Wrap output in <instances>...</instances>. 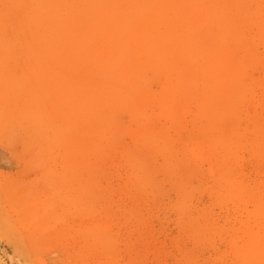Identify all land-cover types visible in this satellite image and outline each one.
<instances>
[{"label": "rangeland", "instance_id": "rangeland-1", "mask_svg": "<svg viewBox=\"0 0 264 264\" xmlns=\"http://www.w3.org/2000/svg\"><path fill=\"white\" fill-rule=\"evenodd\" d=\"M111 1L0 0V264H264V0H166L167 4L164 0ZM208 9L213 13L216 10V15ZM143 11H147L144 16ZM182 16L190 19L184 22ZM183 23L195 26L194 30ZM201 27L207 31L200 33ZM189 34L192 37L187 38ZM147 39L152 46L141 47ZM191 45L197 48L186 57L184 51ZM221 60L226 63L220 64ZM218 66L221 69L217 70ZM193 75L194 82L190 80ZM151 93L155 97H150ZM118 99L123 101L120 105ZM84 151L87 153L82 154Z\"/></svg>", "mask_w": 264, "mask_h": 264}, {"label": "bare ground", "instance_id": "bare-ground-1", "mask_svg": "<svg viewBox=\"0 0 264 264\" xmlns=\"http://www.w3.org/2000/svg\"><path fill=\"white\" fill-rule=\"evenodd\" d=\"M43 1H44V0H43ZM60 1H62V0H60ZM63 1H64V0H63ZM80 1H81V0H80ZM86 1H87V0H86ZM102 1H103V0H102ZM117 1H118V0H117ZM117 1H116V3H117ZM123 1H124V0H123ZM126 1H127V0H126ZM130 1H131V0H130ZM152 1H153V0H152ZM155 1H157V0H155ZM161 1H162V0H161ZM164 1H165V3L167 2L166 0H164ZM168 1H169V3H171L170 0H168ZM171 1L173 2V0H171ZM200 1H201V0H200ZM203 1H205V0H203ZM208 1L210 2V0H208ZM217 1H218V0H217ZM223 1H224V0H223ZM223 1H220V2H223ZM229 1H230V0H229ZM236 1H237V0H236ZM241 1H242V0H241ZM241 1H240V2H241ZM17 2H18V1H17ZM55 2H56V1H55ZM74 2H75V1H74ZM88 2H89V0H88ZM98 2H99V1H98ZM111 2H113V0H112ZM134 2H135V1H134ZM143 2H144V1H143ZM143 2H142V4H143ZM176 2H177V1H176ZM178 2H179V1H178ZM182 2H183V0H182ZM192 2H193V1H192ZM195 2H196V0H195ZM226 2H227V1H226ZM246 2H247V0H246ZM41 3H42V2H41ZM43 3H44V2H43ZM58 3H60V2H58ZM58 3H57V4H58ZM79 3H81V2H79ZM93 3H94V2H93ZM99 3H101V2H99ZM107 3H108V0H107ZM109 3H110V2H109ZM120 3H122V2H120ZM146 3H147V2H146ZM190 3H191V1H190ZM196 3H197V2H196ZM202 3H203V2H202ZM211 3H212V2H211ZM229 3H230V2H229ZM229 3H228V4H229ZM244 3H245V2H244ZM74 4H75V3H74ZM87 4L90 6V3H87ZM94 4H95V3H94ZM125 4H126V3H125ZM128 4H129V3H128ZM128 4H127V5H128ZM150 4H151V2H150ZM158 4H159V2H158ZM163 4H164V3H163ZM163 4H161V5H163ZM166 4H167V3H166ZM204 4H205V3H204ZM213 4H215V3H213ZM216 4H217V3H216ZM225 4H227V3H225ZM228 4H227V5H228ZM241 4H242V3H241ZM247 4H249V3H247ZM259 4H260V3H259ZM58 5H59V4H58ZM88 5H86V6H88ZM96 5H97V4H96ZM103 5H108V4H103ZM129 5H130V4H129ZM154 5H155V4H154ZM179 5H180V4H179ZM179 5H178V6H179ZM185 5H186V4H185ZM206 5H207V3H206ZM211 5H212V4H211ZM223 5H224V4H223ZM223 5H222V7H223ZM233 5H234V3H233ZM257 5H258V4H257ZM41 6L44 7V4L41 5ZM76 6H77V4H76ZM93 6H94V5H93ZM98 6H99V5H98ZM155 6H156V5H155ZM173 6L176 8L175 4H174ZM178 6H177V8H178ZM214 6H215V5H214ZM214 6H213L212 8H214ZM225 6H226V5H225ZM230 6H232V4H231ZM236 6H237V5H236ZM245 6H246V4H245ZM26 7H27V6H26ZM26 7H25V9H26ZM46 7H47V6H46ZM62 7H63V6H62ZM74 7H75V6H74ZM94 7H95V6H94ZM107 7H108V6H107ZM135 7H137V4H136ZM145 7H146V6H145ZM190 7H191V6H190ZM196 7H197V6H196ZM196 7H195V8H196ZM203 7H204V6H203ZM206 7H208V5H207ZM216 7H217V6H216ZM218 7H219V6H218ZM242 7H244V6H242ZM248 7H249V5H248ZM258 7H259V6H258ZM27 8H28V7H27ZM63 8H64V7H63ZM65 8H66V7H65ZM65 8H64V9H65ZM72 8H73V7H72ZM78 8H79V7H78ZM95 8H96V7H95ZM115 8H116V6H115ZM125 8H127V7H125ZM131 8H132V7H131ZM208 8H210V7H208ZM238 8H239V7H238ZM255 8H256V7H255ZM75 9H76V8H75ZM99 9H100V8H99ZM103 9H104V11H106L105 8H103ZM103 9L101 8L100 10L103 11ZM153 9H154V8H153ZM183 9H184V8H183ZM197 9H198V7L196 8V10H197ZM199 9H200V8H199ZM201 9H202V8H201ZM220 9H221V8H220ZM223 9H224V7H223ZM230 9H231V8H230ZM239 9H240V8H239ZM241 9H242V8H241ZM241 9H240V11H242ZM244 9H247V7H246V8L244 7ZM262 9H263V7H262ZM21 10H22V8H21ZM42 10H43V9H42ZM46 10H47V8H46ZM70 10H71V9H70ZM94 10H95V9H94ZM97 10H98V9H97ZM97 10H96V11H97ZM109 10H110V9H109ZM109 10H108V12H109ZM114 10H115V9H114ZM135 10H136V9H134V11H135ZM156 10H157V9H156ZM174 10H176V9H174ZM180 10H181V7H180ZM189 10H190V9H189ZM196 10H193V12L196 11ZM208 10H209V9H208ZM224 10H225V9H224ZM226 10H227V8H226ZM17 11H18V10H17ZM26 11H27V10H26ZM67 11H68V10H67ZM73 11H74V10H73ZM88 11H89V10H88ZM112 11H113V8H112ZM129 11H130V10H129ZM129 11H128V12H129ZM140 11H141V10H140ZM140 11H139V12H140ZM178 11H179V10H178ZM205 11L207 12V9H205ZM210 11H211V10H209L208 12H210ZM233 11H234V10H233ZM237 11H238V10H237ZM262 11H263V10H262ZM24 12H25V10H24ZM58 12H60V11H58ZM71 12H72V11H71ZM77 12H78V11H76V15H78ZM85 12H86V11H85ZM113 12H114V11H113ZM156 12H157V11H156ZM158 12H160V11H158ZM162 12H163V11H162ZM199 12H200V11H199ZM206 12H205V13H206ZM215 12H216V10L214 11V13L211 11L212 14H215ZM217 12H218V9H217ZM228 12H229V10H228ZM21 13H22V12H21ZM21 13H20V14H21ZM25 13H26V12H25ZM46 13H47V12H46ZM62 13H63V11H62ZM64 13H65V12H64ZM90 13H91V12H90ZM92 13H93V12H92ZM106 13H107V12H106ZM106 13H105V14H106ZM176 13H177V12H176ZM185 13H186V12H185ZM195 13H196V12H195ZM202 13H203V11H202ZM218 13H219V12H218ZM224 13H225V12H224ZM232 13H233V12H232ZM20 14H19V16H20ZM70 14H71V13H70ZM79 14H80V13H79ZM84 14H85V13H84ZM95 14H96V13H95ZM100 14H101V13H100ZM103 14H104V13H103ZM105 14H104V15H105ZM109 14H110V13H109ZM114 14H115V13H114ZM144 14H147V11H146V13H144V11H143V16H144ZM163 14H164V12H163ZM181 14H182V13H181ZM186 14H187V13H186ZM188 14H189V13H188ZM188 14H187V15H188ZM206 14H207V13H206ZM212 14H211V15H212ZM220 14H221V13H220ZM227 14L229 15V13H227ZM227 14H226V15H227ZM235 14H237V13H235ZM71 15H72V14H71ZM76 15H74V16H76ZM110 15H111V14H110ZM110 15H109V16H110ZM118 15H119V14H118ZM121 15H122V14H121ZM130 15H131V14H130ZM152 15H153V14H152ZM178 15H179V13H178ZM182 15H183V14H182ZM190 15H191V14H190ZM190 15H188L187 17H190ZM192 15H193V14H192ZM196 15H198V14H196ZM211 15H210V16H211ZM215 15H216V14H215ZM64 16H65V15H64ZM68 16H69V15H68ZM78 16H79V15H78ZM87 16H88V15H87ZM113 16H114V15H113ZM122 16H123V15H122ZM159 16H160V15H159ZM162 16H163V15H162ZM206 16H209V15H206ZM221 16H223V15H221ZM57 17H58V16H57ZM89 17H90V16H89ZM89 17H88V18H89ZM95 17H96V16H95ZM99 17H100V16H99ZM99 17H98V18H99ZM101 17H102V14H101ZM111 17H112V16H111ZM115 17H116V16H115ZM140 17H141V16H140ZM140 17H139V18H140ZM153 17H154V16H153ZM156 17H157V16H156ZM173 17H174V16H173ZM183 17H184V16H182V18H183ZM193 17H194V16H193ZM216 17H217V16H216ZM219 17H220V15H219ZM231 17H232V16H231ZM233 17H234V16H233ZM67 18H68V21H69V17H67ZM92 18H93V17H92ZM123 18H124V17H122V19H123ZM136 18H137V17H136ZM139 18H138V19H139ZM149 18H150V17H149ZM158 18H160V17H158ZM167 18H168V17H167ZM196 18H197V17H196ZM210 18H211V17H210ZM234 18H235V17H234ZM234 18H233V19H234ZM18 19H19V18H18ZM56 19H57V18H56ZM75 19H76V17H75ZM142 19H143V18H142ZM161 19H162V17H161ZM171 19H173V18H171ZM177 19H178V18H176V20H177ZM188 19H190V18H188ZM188 19H187V18L185 19V17H184V22H185V20L187 21ZM201 19H202V18H201ZM206 19H207V20H206ZM213 19L216 20L215 18H213ZM57 20H58V19H57ZM76 20H77V19H76ZM100 20H101V19H100ZM104 20H105V18H104ZM109 20H110V19H109ZM139 20H141V19H139ZM143 20H144V19H143ZM143 20H142V21H143ZM147 20H149V19H147ZM164 20H165V17H164ZM166 20H167V19H166ZM179 20L182 21L181 18H180ZM205 20L208 21V17L205 18ZM214 20H213V21H214ZM220 20H222L221 17H220ZM220 20H219V22H220ZM48 21H49V20H48ZM65 21H66V19H65ZM65 21H64V22H65ZM86 21H87V19H86ZM106 21L108 22V19H107ZM110 21H111V20H110ZM116 21H117V20H116ZM129 21L131 22V20H129ZM145 21H146V20H145ZM152 21H153V20H152ZM158 21H159V20H158ZM170 21H171V20H170ZM189 21L191 22L192 20H189ZM195 21H196V20H195ZM209 21H210V20H209ZM240 21H241V20H240ZM78 22H79V21H78ZM111 22H112V21H111ZM121 22H122V21H121ZM123 22H124V21H123ZM135 22H136V21H135ZM178 22H179V21H178ZM219 22H218V23H219ZM221 22H223V20H222ZM224 22L227 23L228 21L226 20V21H224ZM232 22H233V21H232ZM17 23H18V22H17ZM94 23H95V22H94ZM126 23H127V22H126ZM144 23H145V22H144ZM146 23H147V21H146ZM146 23H145V24H146ZM148 23H149V22H148ZM151 23H153V22H151ZM191 23H192V22H191ZM196 23H198V22H196ZM204 23H205V22H204ZM204 23H203V24H204ZM209 23H210V22H209ZM218 23H217V21H216V25H217ZM226 23H224L223 26H224ZM101 24H102V23H101ZM124 24H125V23H124ZM170 24H171V22H170ZM170 24H169V25H170ZM176 24H177V23H176ZM179 24H181V23H179ZM183 24L190 25V24H187V23H183ZM199 24H201V26H202L201 21H200ZM205 24H206V23H205ZM231 24H232V23H231ZM238 24H239V23H238ZM50 25H51V24H50ZM54 25H55V24H54ZM68 25H70V23H69ZM87 25H88V24H87ZM94 25H95V24H94ZM103 25H104V24H102V26H103ZM122 25H123V24H122ZM137 25H138V24H137ZM147 25H148V24H147ZM150 25H151V24H149L148 26H150ZM166 25H167V24H166ZM166 25H165V26H166ZM174 25H175V22H174ZM186 25H185V26H186ZM213 25H214V24H212V26H213ZM24 26H25V25H24ZM55 26H56V25H55ZM85 26H86V25H85ZM96 26H97V23H96ZM105 26H106V24H105ZM124 26H125V25H124ZM128 26H129V25H128ZM151 26H152V25H151ZM178 26H179V25H178ZM192 26H193V25H192ZM203 26H204V25H203ZM209 26H210V25H209ZM209 26H208V27H209ZM234 26H235V25H234ZM239 26H240V25H239ZM74 27H75V26H74ZM74 27H73V28H74ZM82 27H83V26H82ZM90 27H91V25H90ZM92 27H93V25H92ZM100 27H101V26H100ZM107 27H108V26H106L105 28L107 29ZM110 27H111V26H110ZM121 27H123V26H121ZM121 27H120V25H119V28H121ZM141 27H142V26H141ZM154 27H156V26H154ZM179 27H180V26H179ZM187 27H189V26H186V28H187ZM190 27H191V25H190ZM247 27H249V26H247ZM53 28H54V27H53ZM70 28H71V27H70ZM87 28H88V27H87ZM94 28H95V27H94ZM135 28H136V27H135ZM163 28H165V27H163ZM169 28H170L169 30H171V27H170V26H169ZM180 28H182V26H181ZM186 28H185V29H186ZM191 28H192V27H191ZM191 28H190V29H191ZM194 28H195V26H194ZM194 28H192V29L194 30ZM206 28H207V26H206ZM210 28H211V27H210ZM210 28H209V29H210ZM214 28H215V27H214ZM216 28H217V27H216ZM216 28H215V29H216ZM255 28H256V26H255ZM74 29H75V28H74ZM81 29H82V28H81ZM92 29H93V28H92ZM112 29H113V28H112ZM112 29H111V30H112ZM121 29H122V28H121ZM125 29H127L126 26L124 27V30H125ZM147 29H149V28H147ZM150 29H152V28H150ZM173 29H175V26L173 27ZM197 29H198V31H199V28H197ZM202 29H203V28L201 27V31H200V33L203 31ZM204 29H205V28H204ZM212 29H213V27H212ZM212 29H211V30H212ZM217 29H218V28H217ZM217 29H216V30H217ZM235 29H236V28H235ZM72 30H73V29H72ZM90 30H91V29H90ZM122 30H123V29H122ZM132 30H134V29H132ZM176 30H177V29H176ZM186 30H187V29H186ZM218 30H219V29H218ZM237 30H238V29H237ZM66 31H67V30H66ZM66 31H65V32H66ZM73 31H74V30H73ZM75 31H76V30H75ZM88 31H89V30H88ZM119 31H121V30H119ZM144 31H145V29H144ZM151 31H152V30H151ZM156 31H157V30H156ZM177 31L179 32V30H177ZM177 31H176V32H177ZM183 31H184V30H183ZM183 31H182V32H183ZM191 31H192V30H191ZM191 31H190V32H191ZM205 31H207V30H205ZM205 31H203V32L205 33ZM208 31H209V30H208ZM214 31H215V30H214ZM219 31H221V30H219ZM229 31H230V29H229ZM249 31H250V30H249ZM86 32H87V30H86ZM90 32H92V31H90ZM99 32H100V31H99ZM107 32H108V30H107ZM109 32H110V31H109ZM111 32H112V31H111ZM113 32H114V31H113ZM139 32H140V31H139ZM146 32H147V31H146ZM153 32H155V31H153ZM166 32H167V31H166ZM176 32H175V33H176ZM182 32H181V33H182ZM188 32H189V30H188ZM194 32L196 33V31H194ZM209 32L211 33L212 31H209ZM217 32H218V31H217ZM223 32H224V31H223ZM226 32H227V31H226ZM27 33H28V32H27ZM87 33L89 34V32H87ZM96 33H97V32H96ZM96 33H94V34H96ZM135 33H136V32H135ZM168 33H170V32H168ZM191 33H193V31H192ZM191 33H190V34H191ZM195 33H194V35H195ZM207 33H208V32H207ZM230 33H232V32L230 31ZM19 34H20V33H19ZM77 34H78V33H77ZM82 34H83V33H82ZM97 34H99V33H97ZM97 34H96V35H97ZM105 34H106V33H105ZM114 34H115V33H114ZM156 34H158V33H156ZM184 34H185V33H184ZM190 34L188 35L187 38L192 37V35L190 36ZM208 34H209V33H208ZM223 34H224V33H223ZM233 34H234V33H233ZM261 34H263V33H261ZM20 35H21V34H20ZM20 35H19V36H20ZM29 35H30V34H29ZM85 35H86V33H85ZM91 35H92V34H91ZM117 35H118V33H117ZM120 35H121V34H120ZM129 35H130V33H129ZM147 35H148V34H147ZM153 35H154V34H153ZM197 35H198V34H197ZM210 35H211V34H210ZM212 35H213V32H212ZM220 35L222 36V34H220ZM22 36H23V35H22ZM51 36H52V35H51ZM53 36H54V35H53ZM69 36H71V35L69 34ZM101 36H102V35H101ZM113 36H114V35L112 34V37H113ZM136 36H137V35H136ZM145 36H146V35H145ZM151 36H152V35H151ZM161 36H162V35H161ZM161 36H160V37H161ZM168 36H170V35L168 34ZM171 36H172V35H171ZM183 36H184V35H183ZM189 36H190V37H189ZM195 36H196V35H195ZM195 36H194V37H195ZM213 36H214V35H213ZM218 36H219V35H218ZM234 36H235V35H234ZM234 36H233V37H234ZM262 36H263V35H262ZM28 37H29V36H28ZM49 37H50V36H49ZM66 37H67V35H66ZM71 37H72V36H71ZM71 37H70V39H71ZM82 37H83V36H82ZM86 37L88 38V35H87ZM106 37H107V36H106ZM112 37H111V38H112ZM116 37H118V36H116ZM139 37H140V36H139ZM147 37H148V36H147ZM165 37H166V36H165ZM165 37H164V38H165ZM206 37H207V36H206ZM256 37H257V34H256ZM19 38H20V37H19ZM22 38H23V37H22ZM72 38H73V37H72ZM87 38H86V39H87ZM95 38H96V37H95ZM120 38H121V37H120ZM130 38H131V37H130ZM142 38H143V36H142ZM152 38H154V36H153ZM157 38H158V37H157ZM175 38H177V37L174 35V39H175ZM203 38H204V37H203ZM220 38H221V37H220ZM222 38H223V36H222ZM225 38H226V37H225ZM0 39H1V38H0ZM20 39H21V38H20ZM24 39H25V38H24ZM75 39H76V38H75ZM75 39H73V40H75ZM78 39H79V38H78ZM80 39H81V36H80ZM83 39H84V37H83ZM83 39H82V42H83ZM88 39H89V38H88ZM97 39H98V38H97ZM107 39H108V38H107ZM121 39H122V38H121ZM131 39H132V38H131ZM137 39H138V41H140L139 38H137ZM143 39H144V38H143ZM145 39H146V38H145ZM148 39H150V38H148ZM148 39H147V41H145L144 43H142L141 47L143 46L144 48H150V46H152L151 43H150L151 41H148ZM180 39H181V38H180ZM184 39H185V36H184ZM184 39H183V41H184ZM197 39H198V38H197ZM234 39H235V38H234ZM262 39H263V37H262ZM18 40H19V39H18ZM30 40H32V39L30 38ZM52 40H53V38H52ZM52 40L50 39V41H52ZM59 40H60V39H59ZM132 40H133V39H132ZM134 40H135V39H134ZM169 40H170V39H169ZM187 40H188V39H187ZM189 40H190V39H189ZM213 40H214V39H213ZM255 40H256V39H255ZM2 41H3V39H2ZM4 41H5V40H4ZM22 41H23V40H22ZM48 41H49V39H48ZM56 41H57V40H56ZM71 41H72V40H71ZM75 41H77V39H76ZM80 41H81V40H80ZM91 41H92V40H91ZM105 41H106V40H105ZM105 41H104V42H105ZM174 41H175V40H174ZM183 41H182V42H183ZM191 41H192V40H191ZM194 41H195V39H194ZM196 41H197V40H196ZM223 41H224V40H223ZM223 41H222V42H223ZM225 41H226V40H225ZM233 41H234V40H233ZM260 41H262V40H260ZM260 41H259V42H260ZM6 42H7V41H6ZM54 42H55V36H54ZM62 42H64V41H61V44H62ZM78 42H79V41H78ZM107 42H108V41H107ZM113 42H115L114 39H113ZM132 42H133V41H132ZM160 42H161V41H160ZM160 42H159V43H160ZM166 42H168V39L166 40ZM169 42H170V41H169ZM182 42H181V45H182ZM187 42H189V41H187ZM222 42H221V43H222ZM227 42H228V41H227ZM257 42H258V41H257ZM22 43H23V42H22ZM30 43H32V42H30ZM83 43H84V45H85V42H83ZM111 43H112V42H111ZM138 43H141V42H138ZM154 43H156V40H155ZM154 43H153V45H154ZM172 43H174V42H171L170 45H174V44H175V43H174V44H172ZM176 43H178V42H176ZM184 43H186V42H184ZM50 44H51V42H50ZM55 44H56V43H55ZM61 44H59V45H61ZM97 44H98V43H97ZM108 44H109V43H108ZM165 44H166V43H165ZM167 44H168V43H167ZM191 44H192V43H191ZM193 44H194V42H193ZM199 44H201V43H199ZM222 44H224V43H222ZM228 44H230V42H229ZM105 45H106V44H105ZM187 45H190V43H188ZM231 45H232V44H230V46H231ZM32 46H33V45H32ZM56 46H57V45H56ZM108 46H109V45H108ZM111 46H113V45H111ZM120 46H122V45H120ZM135 46H137V43H136ZM162 46H163V45H162ZM162 46H161V48H162ZM167 46H168V45H167ZM167 46H166V47H167ZM260 46H261V45H260ZM33 47H34V46H33ZM47 47H49V46H47ZM61 47H62V46H61ZM71 47H72V46H71ZM71 47H70V48H71ZM105 47H106V46H105ZM117 47H118V45H117ZM163 47H164V46H163ZM166 47H165V50H166ZM179 47H180V45H179ZM183 47H184V46H183ZM194 47H196V46H194ZM194 47L191 45V46H188V47L185 49L184 53L187 55L186 57H190V55H191L190 53L194 50V49H193ZM25 48H26V47H25ZM59 48H60V47H59ZM95 48H96V47H95ZM99 48H100V47H99ZM135 48H136V47H135ZM137 48H138V47H137ZM151 48H152V47H151ZM196 48H197V47H196ZM196 48H195V49H196ZM198 48H200V47H198ZM260 48H261V47H260ZM17 49H18V48H17ZM23 49H24V47H23ZM35 49H36V48H35ZM75 49H76V48H75ZM119 49H120V48H119ZM123 49H124V48H123ZM162 49H164V48H162ZM167 49H168V48H167ZM36 50H37V49H36ZM84 50H85V49H83V51H84ZM117 50H118V49H117ZM117 50L115 49L116 52H117ZM137 50H138V49H137ZM146 50H148V49H146ZM155 50H156V48H155ZM157 50H158V49H157ZM159 50H160V49H159ZM171 50L173 51V49H171ZM176 50H177V49H176ZM200 50H202V48H201ZM218 50H219V49H218ZM251 50H253V49H251ZM37 51H38V50H37ZM58 51H59V49H58ZM72 51H73V49H72ZM108 51H109V50H108ZM112 51H113V50H112ZM121 51H122V49H121ZM121 51H120V52H121ZM123 51H124V50H123ZM152 51H153V50H152ZM197 51H198V50H197ZM260 51H261V50H260ZM31 52H32V51H31ZM102 52H103V50H102ZM133 52H134V51H133ZM141 52H142V51H141ZM159 52H160V51H159ZM229 52L231 53V49H230ZM15 53H16V52H15ZM25 53H26V51H25ZM32 53H33V52H32ZM34 53H35V52H34ZM37 53H38V52H37ZM59 53H60V52H59ZM88 53H89V52H88ZM96 53H97V51H96ZM107 53H108V52H107ZM117 53H119V52H117ZM130 53L132 54V52H130ZM138 53H139V52H138ZM144 53H145V52H144ZM144 53H143V54H144ZM150 53H151V52H150ZM164 53H165V51H164ZM166 53L169 54V51L166 52ZM166 53H165V54H166ZM184 53L181 54V55L184 56V55H185ZM193 53H194V52H193ZM193 53H192V54H193ZM226 53H227V52H226ZM247 53H249V52H247ZM247 53H246V54H247ZM254 53H255V52H254ZM256 53H257V52H256ZM111 54H113V53H111ZM140 54H141V53H140ZM151 54H152V53H151ZM171 54H172V53H171ZM197 54H198V53H197ZM227 54H228V53H227ZM235 54H236V53H235ZM27 55H28V54H27ZM71 55H72V54H71ZM75 55H77V54H75ZM82 55H83V54H82ZM149 55H150V54H149ZM221 55H223V54H221ZM230 55H231V54H229L228 56H230ZM242 55H243V54H242ZM247 55H248V54H247ZM247 55H246V56H247ZM254 55H255V54H254ZM257 55H258V54H257ZM35 56H36V55H35ZM56 56H57V55H56ZM96 56H97V55H96ZM118 56H119V55H118ZM118 56H117V57H118ZM145 56H147V55H145ZM166 56H169V55H166ZM175 56H176V55H175ZM198 56H199V55H198ZM223 56H224V55H223ZM223 56H222V57H223ZM259 56H260V55H259ZM70 57H71V56H70ZM87 57H88V56H87ZM92 57L94 58V56H92ZM127 57H130V56H127ZM150 57H151V55H150ZM163 57H164V56H163ZM176 57H177V56H176ZM217 57H218V56H217ZM254 57H255V56H254ZM0 58H1V56H0ZM34 58H35V57H34ZM113 58H116V57H113ZM113 58H112V60H113ZM118 58H120V57H118ZM146 58H147V57H146ZM151 58H152V57H151ZM168 58H169V57H168ZM192 58H193V57H192ZM195 58H196V56L194 57L193 60H195ZM229 58H230V57H229ZM242 58H243V57H242ZM244 58H245V56H244ZM247 58H248V57H247ZM249 58H250V57H249ZM15 59H16V58H15ZM75 59H76V58H75ZM88 59H89V58H88ZM88 59H87V60H88ZM99 59H100V58H99ZM120 59H121V58H120ZM127 59H128V58H127ZM164 59H165V58H164ZM173 59H174V58H173ZM197 59H198V57H197ZM225 59H226V58H225ZM230 59H231V58H230ZM19 60H20V59H19ZM35 60H36V58H35ZM37 60H38V59H37ZM100 60H101V59H100ZM114 60L116 61V59H114ZM132 60H133V59H132ZM132 60H131V61H132ZM146 60H147V59H146ZM149 60L151 61V59H149ZM162 60H163V59H162ZM162 60H161V61H162ZM182 60H183V59H182ZM226 60H227V59H226ZM240 60H242V59H240ZM252 60H253V58H252ZM1 61H2V60H1ZM73 61H75V60H73ZM82 61H84V60H82ZM127 61H129V60H127ZM158 61H159V60H158ZM163 61H164V60H163ZM167 61H168V60H167ZM217 61H218V60H217ZM10 62H11V61H10ZM12 62H13V60H12ZM12 62H11V64H12ZM15 62H16V61H15ZM24 62H25V61H24ZM28 62H30V60H29ZM47 62H48V61H46V64H47ZM61 62H62V61H61ZM76 62H77V61H76ZM102 62H103V60H102ZM102 62H101V63H102ZM143 62H144V61H143ZM146 62H147V61H146ZM168 62H169V61H168ZM227 62H228V61H227ZM241 62H242V61H241ZM243 62H244V60H243ZM245 62H248V60H246ZM38 63H39V62H38ZM119 63H120V62H119ZM129 63H130V62H129ZM163 63H164V62H163ZM215 63H216V62H215ZM222 63H226V62H225V61L223 62V61L221 60L220 64H222ZM229 63H230V61H229ZM5 64H6V63H5ZM23 64H25V63H23ZM29 64H30V63H29ZM99 64H100V63H99ZM102 64H103V63H102ZM106 64H107V63H106ZM149 64L151 65V63H149ZM167 64H168V63H167ZM175 64H176V62H175ZM180 64H181V63H180ZM193 64H194V62H193ZM19 65H20V64H19ZM19 65H18V66H19ZM30 65H31V64H30ZM33 65H34V63H33ZM103 65H105V64H103ZM110 65H111V64H110ZM145 65H146V64H145ZM160 65H161V64H160ZM241 65H242V64H241ZM247 65H248V64H247ZM1 66L3 67V65H1ZM14 66H15V65H14ZM18 66H17V67H18ZM31 66H32V65H31ZM90 66H91V65H90ZM100 66H101V64H100ZM114 66H115V65H113V67H114ZM190 66H191V65H190ZM213 66H214V65H213ZM223 66H224V68H226L225 65H223ZM223 66H222V67H223ZM228 66H229V65H228ZM228 66H227V68H228ZM248 66H249V65H248ZM258 66H259V65H258ZM260 66H261V65H260ZM6 67H7V66H6ZM11 67H12V65H11ZM21 67H22V66H21ZM34 67H35V65H34ZM106 67L108 68L109 66L106 65ZM110 67H112V66H110ZM151 67H152V66H151ZM18 68H19V67H18ZM26 68L28 69V67H26ZM54 68H55V67H54ZM91 68H92V67H91ZM97 68H99V66H98ZM116 68H117V67H116ZM121 68H122V66H121ZM125 68H126V67H125ZM152 68H154V67H152ZM157 68H158V67H157ZM165 68H166V67H165ZM174 68H176V67H174ZM174 68H173V69H174ZM178 68H179V67H178ZM191 68H192V66H191ZM212 68H214V67H212ZM215 68H216V66H215ZM257 68H258V67H257ZM11 69H13V68H11ZM14 69H15V67H14ZM34 69H35V68H33V71H34ZM78 69H79V68H78ZM102 69H103V67H102ZM112 69H113V68H112ZM158 69H159V68H158ZM189 69H190V68H189ZM189 69H187V70L189 71ZM219 69H221V66H220V67H219V66L217 67V70H219ZM7 70H10V68L7 69ZM19 70H20V69H19ZM23 70H24V69H22V71H21L22 73H24ZM65 70H67V69H65ZM96 70H97V69H96ZM96 70L93 69V71H95V72H96ZM104 70H105V69H104ZM109 70H110V69H109ZM121 70H122V69H121ZM137 70H138V69H137ZM140 70H141V68H140ZM179 70H180V69H179ZM183 70H184V69H183ZM222 70H223V68H222ZM224 70H225V69H224ZM249 70H250V69H249ZM254 70H255V68H254ZM11 71H12V70H11ZM31 71H32V70H31ZM33 71L30 72V74H31V73L34 74ZM105 71H106V70H105ZM107 71H108V70H107ZM142 71H143V70H142ZM157 71H158V70H157ZM173 71H174V70H173ZM188 71H186L185 73H187ZM239 71H240L239 74H241V70H239ZM261 71H262V69H261ZM5 72H7V71H5ZM5 72H4V73H5ZM12 72H13V71H12ZM28 72H29V71H28ZM36 72H37V71H36ZM68 72H69V71H68ZM70 72H71V71H70ZM95 72H94V75H95ZM116 72H117V71H116ZM192 72H193V71H192ZM210 72H212V69H211ZM1 73H2V72H1ZM4 73H3V74H4ZM37 73H38V72H37ZM91 73H92V72H91ZM173 73H175V72H173ZM173 73H172V74H173ZM213 73H214V72H213ZM222 73H223V71H222ZM237 73H238V72H237ZM251 73H252V71H251ZM68 74H69V73H68ZM86 74H87V73H86ZM89 74H90V73H88V75H89ZM108 74H110V73L108 72ZM122 74H123V73H122ZM180 74H181V72H180L179 74H177V76H179ZM215 74H217V73H214V75H215ZM223 74H224V73H223ZM223 74H222V76L218 74V76H219V77H220V76L223 77V76H224ZM4 75H5V78H6V74H4ZM15 75H17V74H15ZM37 75H38V74H37ZM94 75H93V77H94ZM103 75H104V74H103ZM125 75H126V74H125ZM145 75H146V74H145ZM156 75H157V74H156ZM156 75H155V76H156ZM190 75H191V74H190ZM210 75H211V74H210ZM214 75H212V76H214ZM7 76H8V75H7ZM17 76L20 78L19 75H17ZM17 76H15V77H17ZM33 76H34V75H33ZM35 76H36V73H35ZM84 76H85V75H84ZM89 76H90V75H89ZM89 76H88V77H89ZM99 76H101V75H99ZM112 76H113V74H112ZM121 76H122V75H121ZM121 76H120V77H121ZM139 76H140V75H139ZM184 76H185V75H184ZM8 77H9V76H8ZM8 77H7V80H9ZM22 77H23V76H22ZM22 77H21V78H22ZM36 77H37V76H36ZM82 77H83V76H82ZM91 77H92V76H91ZM106 77H108V76H106ZM106 77H105V78H106ZM131 77H132V76H131ZM140 77H141V76H140ZM173 77H174V76H173ZM182 77H183V76H182ZM214 77H216V76H214ZM233 77H234V76H233ZM237 77H238V75H237ZM237 77H236V78H237ZM239 77H240V76H239ZM3 78H4V77H3ZM11 78H12V77H11ZM23 78H24V77H23ZM27 78H29V76H27ZM31 78H32V75H31L30 79H31ZM37 78H41V77H37ZM37 78H36V79H37ZM79 78H81V77H79ZM89 78H90V77H89ZM102 78H103V77H102ZM144 78H145V76H144ZM153 78H154V77H153ZM192 78H196L195 75L191 76V77H190V80H191ZM217 78H218V77H217ZM240 78H241V77H240ZM12 79H13V78H12ZM33 79L36 80L35 78H33ZM41 79H42V78H41ZM41 79H40V80H41ZM85 79H87V78L85 77ZM99 79H100V77H99ZM107 79H108V78H107ZM107 79H106V82H108ZM125 79H126V78H125ZM147 79H148V78H147ZM154 79H155V78H154ZM154 79H153V80H154ZM175 79H176V78H175ZM185 79H186V77H185ZM187 79H188V78H187ZM18 80H20V79H18ZM26 80H28V79H26ZM81 80H82V79H81ZM81 80H80V81H81ZM100 80H101V79H100ZM116 80H117V79H116ZM121 80H122V79H121ZM121 80H120V81H121ZM145 80H146V79H145ZM148 80H149V79H148ZM237 80L239 81V79H237ZM32 81H33V80H32ZM42 81H43V80H42ZM56 81H57V80H56ZM83 81H84V80H83ZM117 81H118V80H117ZM124 81H125V80H123V83H124ZM126 81H127V80H126ZM180 81H181V79H180ZM186 81H187V80H186ZM191 81H192V80H191ZM191 81H190V83H191ZM234 81H235V79H234ZM250 81H251V80H250ZM28 82H29V81H28ZM28 82L26 81V83H28ZM43 82H44V81H43ZM53 82H54V81H53ZM61 82L63 83L64 81H61ZM73 82H74V81H73ZM88 82H89V80H88ZM88 82H87V83H88ZM90 82H91V81H90ZM99 82H101V81H99ZM111 82H113V81H111ZM142 82H143V78H142ZM177 82H178V81H177ZM177 82H176V84H177ZM182 82L184 83V81H182ZM182 82H181V83H182ZM187 82H188V81H187ZM192 82H194V81H192ZM39 83H40V82H39ZM91 83H92V82H91ZM117 83H118V82H117ZM125 83H126V82H125ZM132 83H133V82H132ZM139 83H140V82H139ZM183 83H182V84H183ZM240 83H241V82H240ZM247 83H248V82H247ZM263 83H264V82H263ZM63 84H64V83H63ZM79 84H80V83H79ZM82 84H83V82H82ZM85 84H86V83H85ZM100 84H101V83H99V85H100ZM129 84H130V83H129ZM134 84H135V83H134ZM142 84H143V83H142ZM145 84H146V83H145ZM145 84H143V85H144V88H146V87H145ZM147 84H148V83H147ZM169 84H171V83H169ZM243 84H245V82H244ZM255 84H256V82H255ZM87 85H88V84H87ZM91 85H93V84H91ZM95 85H96V84H95ZM102 85H103V84H102ZM121 85H122V84H121ZM188 85H189V82H188ZM193 85H194V84H193ZM237 85H239V84H237ZM237 85H236V86H237ZM256 85H257V84H256ZM35 86H36V85H35ZM42 86H43V85H42ZM62 86H65V85H62ZM129 86L131 87V85H129ZM181 86H182V85H181ZM185 86H186V85H185ZM185 86H184V87H185ZM191 86H192V85H190V87H191ZM248 86H249V85H248ZM254 86H255V85H254ZM71 87H72V86H71ZM97 87H98V84H97ZM97 87H96V88H97ZM104 87H105V85H104ZM141 87H142V86H141ZM187 87H188V86H187ZM187 87H186V88H187ZM195 87H196V86H195ZM237 87H238V86H237ZM246 87H247V86H246ZM40 88H41V87H40ZM86 88H87V87H86ZM89 88H90V87H89ZM93 88H94V87H93ZM106 88H107V87H106ZM125 88H126V87H125ZM144 88H143V90H144ZM196 88H197V87H196ZM240 88H241V87H240ZM257 88H258V87H257ZM68 89H69V88H68ZM80 89H81V87L79 88V90H80ZM114 89H115V88H114ZM117 89H118V88H117ZM131 89H132V87H131ZM183 89H185V88H183ZM190 89L192 90V88H190ZM190 89H189V90H190ZM224 89H225V88H224ZM252 89H253V88L251 87V90H252ZM62 90H64V89H62ZM93 90H95V89H93ZM102 90H103V89H102ZM106 90L109 91L108 88H107ZM112 90H113V87H112ZM125 90H126V89H125ZM125 90L122 89V91H125ZM132 90H133V89H132ZM138 90H139V88H138ZM177 90H179V88H178ZM177 90H176V91H177ZM181 90H182V88H181ZM193 90H194V92H195V91L197 92L196 89L193 88ZM212 90H213V89H212ZM214 90H215V89H214ZM222 90H223V89H222ZM244 90H245V86H244ZM68 91H69V90H68ZM70 91H72V90H70ZM70 91H69V92H70ZM74 91H75V90H74ZM97 91H99V90H97ZM113 91H114V90H113ZM122 91H121V92H122ZM135 91H136V90H135ZM140 91H141V90H140ZM147 91H148V90H147ZM176 91H175V92H176ZM183 91H184V90H183ZM183 91H182V93L185 92V91H184V92H183ZM223 91H224V90H223ZM228 91H230V89H229ZM241 91H242V90H241ZM241 91H240V92H241ZM111 92H112V91H111ZM115 92H116V91H115ZM118 92H119V91H118ZM164 92H165V91H164ZM188 92H189V91H188ZM214 92H215V91H214ZM214 92H213V93H214ZM240 92H238V93H240ZM248 92H249V91H248ZM253 92H254V91H253ZM253 92H252V95H253ZM66 93H67V90H66ZM66 93H65V94H66ZM74 93H75V92H74ZM109 93H110V92H109ZM126 93H127V90H126ZM148 93H149V91H148L147 94H146L147 96H148ZM169 93H170V92H169ZM176 93H177V92H176ZM227 93H229V92H227ZM232 93H234V92L232 91ZM232 93H231V94H232ZM242 93H243V92H242ZM242 93H240V94H242ZM115 94H116V93H115ZM117 94H118V93H117ZM140 94H141V93H140ZM142 94H143V92H142ZM160 94H161V92H160ZM179 94H180V93H179ZM188 94H189V93H188ZM208 94H210V92H209ZM214 94H215V93H214ZM231 94H229V95H231ZM243 94H244V93H243ZM254 94H255V92H254ZM89 95H90V94H89ZM91 95H92V94H91ZM91 95H90V96H91ZM100 95H101V94H100ZM110 95H111V94H110ZM124 95H125V94H124ZM129 95L131 96V93H130ZM229 95H228V96H229ZM236 95H237V94H236ZM236 95H235V97H236ZM249 95H250V94H249ZM107 96H108V95H107ZM113 96H114V95H113ZM130 96H129V97H130ZM132 96H133V95H132ZM134 96H135V95H134ZM144 96H145V95H144ZM162 96H165V94L162 95ZM180 96H182V94H181ZM189 96H190V95H189ZM208 96H209V95H208ZM238 96H239V95H238ZM76 97H77V95H76ZM92 97H93V96H92ZM99 97H100V96H99ZM99 97H98V98H99ZM105 97H106V96H105ZM115 97H117V96H115ZM118 97H119V94H118ZM120 97H121V96H120ZM123 97H124V96H123ZM123 97H122V99H123ZM135 97H136V96H135ZM150 97H155V96H152V93H151V96H150ZM172 97H173V96H172ZM172 97H171V98H172ZM175 97H177V95H176ZM187 97H188V96H187ZM187 97H186V98H187ZM215 97H216V96H215ZM231 97L233 98V96H231ZM250 97H251V96H250ZM98 98H97V99H98ZM106 98H107V97H106ZM110 98H111V97H110ZM184 98H185V95H184ZM194 98H195V97H194ZM226 98H227V97H226ZM226 98H225V99H226ZM240 98H241V97H240ZM240 98H239V99H240ZM256 98H257V96H256ZM256 98H255V99H256ZM73 99H74V96H73ZM88 99H89V97H88ZM91 99H92V98H91ZM114 99H115V98H114ZM132 99H133V98H132ZM144 99H145V98H144ZM153 99H154V98H153ZM166 99H167V98H166ZM172 99H173V98H172ZM190 99H191V98H189V99H185V100H190ZM195 99H196V98H195ZM212 99H213V98H211V100H212ZM222 99H223V98H222ZM228 99H229V98H228ZM250 99H251V98H250ZM255 99H254V100H255ZM261 99H262V98H261ZM261 99H260V100H261ZM76 100H77V99H76ZM82 100H83V99H82ZM103 100H104V99H103ZM111 100H112V98H111ZM120 100H121V99H120ZM126 100H127V99H126ZM126 100H125V103H124V104L127 103ZM137 100H138V98H137ZM145 100H147V99H145ZM178 100H179V99H178ZM193 100H194V99L192 98V101H193ZM206 100H207V98H206ZM206 100H205V101H206ZM232 100H233V99H232ZM88 101H89V100H88ZM93 101H94V100H93ZM93 101H92V102H93ZM101 101H102V100H101ZM113 101H114V100H113ZM115 101H116V100H115ZM115 101H114V102H115ZM118 101H119V99H118ZM142 101H143V100H142ZM155 101H156V100H155ZM169 101H172V100L169 98ZM176 101H177V100H176ZM179 101H180V100H179ZM209 101H210V99H209ZM217 101H218V100H217ZM217 101H216V102H217ZM257 101H258V100H257ZM261 101H262V100H261ZM72 102H73V101H72ZM81 102H82V101H81ZM103 102H104V101H103ZM120 102H121V101H119V104H118V105H120L123 101H122L121 103H120ZM150 102H151V101H150ZM166 102H167V101H166ZM193 102H194V101H193ZM200 102H201V101H200ZM203 102H204V101H203ZM214 102H215V101H214ZM228 102L231 103L230 101L227 100V103H228ZM258 102H259V101H258ZM104 103H105V102H104ZM104 103H103V104H104ZM110 103H111V102H110ZM115 103H116V102H115ZM164 103H165V102H164ZM73 104H74V103H73ZM82 104H83V103H82ZM108 104H109V103H108ZM130 104H131V103H130ZM134 104H135V103H134ZM138 104H140V103H138ZM158 104H159V103H158ZM169 104H170V103H169ZM232 104H233V103H232ZM77 105H78V103H77ZM80 105H81V104H80ZM100 105H101V103H100ZM106 105H107V104H106ZM115 105H116V104H115ZM118 105H117V106H118ZM122 105H123V104H122ZM143 105H144V104H143ZM154 105H155V104H154ZM189 105H190V104H189ZM209 105H210V104H209ZM216 105H217V104H216ZM218 105H219V104H218ZM261 105H262V104H261ZM85 106H86V105H85ZM164 106H165V105H164ZM194 106H195V104H194ZM194 106H193V107H194ZM232 106H233V105H232ZM256 106H257V105H256ZM256 106H255V107H256ZM96 107H98L97 104H96ZM106 107H107V106H106ZM113 107H114V106H113ZM115 107H116V106H115ZM123 107H124V106H123ZM125 107H126V106H125ZM131 107H132V106H131ZM134 107H135V106H133V108H134ZM168 107H169V105H168ZM171 107H172V106H170V108H171ZM195 107H197V105H196ZM230 107H231V106H230ZM261 107H262V106H261ZM261 107H260V108H261ZM86 108H87V107H86ZM101 108H103V107H101ZM101 108H100V109H101ZM107 108H108V110H109V107H107ZM136 108H137V107H136ZM141 108H142V107H141ZM154 108H155V107H154ZM164 108H165V107H164ZM182 108H183V107H182ZM184 108H185V106H184ZM188 108H190V107L188 106ZM231 108H232V107H231ZM84 109H85V108H84ZM89 109H91V108H89ZM97 109H98V108H97ZM110 109H112V108H110ZM115 109H117V108H115ZM120 109L122 110V108H120ZM126 109H127V108H126ZM139 109H140V108H139ZM160 109H162V108H160ZM168 109H169V108H168ZM228 109H229V108H228ZM258 109H259V108H258ZM127 110H128V109H127ZM140 110H141V109H140ZM163 110H164V109H163ZM165 110H166V109H165ZM170 110H171V109H170ZM192 110H193V109H192ZM68 111H69V110H68ZM102 111H103V110H102ZM104 111H105V110H104ZM109 111H110V110H109ZM113 111H115V110H113ZM123 111H124V110H123ZM128 111H129V110H128ZM128 111H127V112H128ZM181 111H183V110L181 109ZM193 111H195V109H194ZM221 111H222V110H221ZM259 111H261V109H260ZM263 111H264V109H263ZM263 111H262V114H263ZM98 112H99V111H98ZM141 112H142V111H141ZM143 112H144V111H143ZM143 112H142V113H143ZM156 112H157V111H156ZM219 112H220V111H219ZM69 113H70V112H69ZM69 113H68V114H69ZM87 113H90V112L87 111ZM105 113H106V112H105ZM134 113H135V112H134ZM157 113H158V112H157ZM159 113H162V112H159ZM225 113H226V112H225ZM231 113H232V112H231ZM256 113H257V112H256ZM259 113H261V112H259ZM259 113H257V115H258ZM98 114H99V113H98ZM124 114H125V113H124ZM139 114H140V113H139ZM152 114H153V113H152ZM169 114H170V112H169ZM191 114H192V113H191ZM91 115H92V114H91ZM100 115H101V113H100ZM157 115H158V114H157ZM159 115H161V114H159ZM170 115H171V114H170ZM248 115H249V114H248ZM88 116H89V115H88ZM88 116H87V118H88ZM101 116H102V115H101ZM104 116H105V115H104ZM106 116H107V115H106ZM131 116H133V115H131ZM137 116H138V115H137ZM166 116H167V115H166ZM184 116H185V115H184ZM218 116H219V115H218ZM233 116H234V114H233ZM233 116H232V117H233ZM255 116H256V115H255ZM84 117H85V115H84ZM90 117H92V116H90ZM96 117H97V116H96ZM120 117H121V116H120ZM163 117H164V119H166L165 116H163ZM163 117H162V118H163ZM191 117H192V116H191ZM74 118H75V117H74ZM101 118H102V117H101ZM114 118H115V117H114ZM162 118H161V119H162ZM174 118H175V117H174ZM230 118H231V117H230ZM233 118H234V117H233ZM256 118H257V117H256ZM258 118H259V117H258ZM258 118H257V119H258ZM89 119H90V118H89ZM93 119H94V118H93ZM161 119H160V120H161ZM164 119H163V120H164ZM167 119H168V118H167ZM228 119H229V118H228ZM257 119H255V121H256ZM172 120H173V119H171V121H172ZM185 120H186V119H185ZM187 120H188V119H187ZM187 120H186V122H187ZM85 121H86V120H85ZM233 121H234V119H233ZM255 121H254V123H255ZM71 122H72V121H71ZM78 122H80V121H78ZM130 122H131V121H130ZM145 122H146V121H145ZM166 122H167V121H166ZM166 122H165V123H166ZM191 122H192V120H191ZM229 122H230V121H229ZM96 123H97V122H96ZM169 123H170V122H169ZM172 123H173V122H172ZM172 123H171V124H172ZM182 123H183V122H182ZM227 123H228V122H227ZM235 123H236V122H235ZM257 123H259V122H257ZM80 124H81V123H80ZM83 124H84V123H83ZM90 124H92V123H90ZM134 124H135V123H134ZM146 124H147V123H146ZM162 124H163V123H162ZM230 124H231V123H230ZM260 124H261V123H260ZM260 124H259V125H260ZM95 125H96V124H95ZM126 125H127V124H126ZM165 125H166V124H165ZM181 125H182V124H181ZM83 126H84V125H83ZM83 126L81 125V127H83ZM97 127H98V126H96V128H97ZM167 127L169 128V126H167ZM262 127H263V126H262ZM84 129H85V126H84ZM84 129H83V130H84ZM91 129H92V128H91ZM91 129H90V131H91ZM106 129H107V128H106ZM135 129H137V127H136ZM135 129H134V130H135ZM172 129H173V128H172ZM86 130H87V129H86ZM86 130H84V132H85ZM96 130H98V128H97ZM125 130H126V129H125ZM129 130H131V129H129ZM134 130H133V131H134ZM158 130H159V129H158ZM166 130H167V129H166ZM192 130H193V129H192ZM192 130H191V131H192ZM194 130H195V127H194ZM194 130H193V132H194ZM196 130H197V129H196ZM247 130H248V129H247ZM87 131H88V130H87ZM101 131H102V129H101ZM146 131H147V130H146ZM162 131H163V130H162ZM180 131H181V130H180ZM187 131H188V130H187ZM203 131H204V130H203ZM229 131H230V130H229ZM142 132H143V131H142ZM158 132H160V130H159ZM173 132H174V130H173ZM195 132H196V131H195ZM233 132H234V130H233ZM233 132H231V133H233ZM254 132H255V131H254ZM261 132H262V131H261ZM263 132H264V131H263ZM82 133H83V132H82ZM88 133H89V131H88ZM97 133H98V132H97ZM97 133H95V134H97ZM100 133H101V132H100ZM134 133H135V132H134ZM134 133H133V134H134ZM143 133H144V132H143ZM167 133H168V132H167ZM181 133H182V132H181ZM196 133H197V132H196ZM204 133H205V132H204ZM204 133H203V135H204ZM102 134H103V133H102ZM130 134H131V133H130ZM178 134H180L179 131H178L177 135H178ZM238 134H239V133H238ZM263 134H264V133H263ZM86 135H88V134H85V136H86ZM91 135H92V134H90L89 137H92ZM120 135H121V134H120ZM177 135H176V136H177ZM213 135H214V134H213ZM258 135H259V134H258ZM103 136H104V135H103ZM205 136H206V135H205ZM233 136H234V134H233ZM237 136H238V135H237ZM263 136H264V135H263ZM104 137H105V136H104ZM121 137H123V136H121ZM139 137H140V136H139ZM139 137H138V138H139ZM150 137H151V136H150ZM239 137H241V136H239ZM239 137H238V138H239ZM82 138H83V136H82ZM82 138H81V139H82ZM95 138H96V137H95ZM123 138H124V137H123ZM208 138H209V137H208ZM233 138H234V137H233ZM262 138L264 139V137H262ZM84 139H85V138H84ZM150 139H151V138H150ZM85 140H86V139H85ZM105 140H107V138H105ZM146 140H147V139H146ZM204 140H206V139H204ZM207 140H208V139H207ZM82 141H83V139H82ZM87 141H88V140H87ZM97 141H98V139H97ZM157 141H158V140H157ZM177 141H178V140H177ZM209 141H210V140H209ZM235 141H237V140H235ZM235 141H234V143H235ZM244 141H245V140H244ZM83 142H84V141H83ZM100 142H101V141H100ZM138 142H139V141H138ZM206 142H207V141H205V143H206ZM214 142H215V141H214ZM237 142H238V141H237ZM259 142H260V141H259ZM106 143H110V142H108V140H107ZM181 143H182V142H181ZM254 143H255V142H254ZM98 144H99V143H98ZM98 144H96V145H98ZM148 144H149V143H148ZM148 144H147V145H148ZM237 144H238V143H237ZM237 144H235V145H237ZM247 144H248V143H247ZM110 145H111V144H110ZM183 145H184V144H183ZM207 145H208V144H207ZM256 145H257V144H256ZM93 146H94V145H93ZM98 146H99V145H98ZM105 146H106V145H105ZM111 146H112V145H111ZM116 146H117V144H116ZM121 146H122V143H121ZM133 146H134V145H133ZM144 146H145V145H144ZM165 146H166V145H165ZM181 146H182V145H181ZM195 146H196V145H195ZM197 146H198V145H197ZM208 146H210V145H208ZM237 146H238V145H237ZM82 147H83V146H82ZM87 147H88V146H87ZM91 147H92V146H91ZM99 147H100V146H99ZM102 147H103V146H102ZM102 147L100 148L101 150H102ZM124 147H126V146H124ZM147 147H148V146H147ZM204 147H205V146H204ZM251 147H252V144H251ZM106 148H107V147H106ZM152 148H153V147H152ZM175 148H176V147H175ZM182 148H185V147H182ZM205 148H206V147H205ZM238 148H239V147H238ZM248 148H250V146H249ZM248 148H247V149H248ZM79 149H80V148H79ZM89 149H91V148H89ZM103 149H104V148H103ZM113 149H114V148H113ZM123 149H124V148H123ZM133 149H134V148H133ZM145 149H146V148H145ZM164 149H165V148H164ZM164 149H163V150H164ZM180 149H181V148H180ZM180 149H178V150H180ZM202 149H203V148H202ZM94 150H95V149H94ZM96 150H97V148H96ZM114 150H115V149H114ZM134 150H135V149H134ZM184 150H185V149H184ZM207 150H208V149H207ZM212 150H213V149H212ZM250 150H251V149H250ZM105 151H106V150H105ZM105 151H104V152H105ZM115 151H117V150H115ZM123 151H124V150H123ZM155 151H156V150H155ZM166 151H167V150H166ZM181 151H182V150H181ZM181 151H179V152H181ZM255 151H256V150H255ZM255 151H253L252 153H254ZM97 152H98V151H97ZM97 152H96V153H97ZM108 152H109V151H108ZM108 152H107V154H105L106 156L108 155ZM139 152H140V151H139ZM179 152H178V153H179ZM185 152H186V151H185ZM205 152H206V151H205ZM209 152H210V151H209ZM240 152H241V151H240ZM246 152H247V151H246ZM80 153H81V152H80ZM84 153H87V151H86V152L84 151L82 154H84ZM93 153H94V152H93ZM156 153H157V152H156ZM183 153H184V152H182V154H183ZM206 153H207V152H206ZM241 153H243V151H242ZM113 154H114V153H113ZM124 154H125V152H124ZM159 154H160V152H159ZM179 154H180V153H179ZM186 154H187V153H186ZM186 154H185L184 156H187ZM254 154H255V153H254ZM76 155H77V154H76ZM76 155H75V157H76ZM80 155H81V154H80ZM93 155H94V154H93ZM97 155H98V153H97ZM148 155H149V154H148ZM156 155H158V154H156ZM164 155H165V154H164ZM241 155H242V154H241ZM121 156H122V155H121ZM252 156H253V154H252ZM104 157H105V156H104ZM104 157H103V158H104ZM123 157H124V155H123ZM123 157H122V158H123ZM125 157H126V156H125ZM162 157H163V156H162ZM181 157H183V156H181ZM205 157H206V156H205ZM261 157H262V156H261ZM261 157H260V159H261ZM78 158H79V157H78ZM85 158H86V157H85ZM88 158H89V157H88ZM94 158H95V156H94ZM163 158H164V157H163ZM178 158H179V157H178ZM188 158H189V157H188ZM188 158H187V159H188ZM190 158H191V156H190ZM86 159H87V158H86ZM89 159H90V158H89ZM123 159H124V158H123ZM149 159H150V158H149ZM165 159H166V158H165ZM185 159H186V158H185ZM191 159H193V158H191ZM194 159H195V158H194ZM258 159H259V158H258ZM260 159H259V160H260ZM83 160H84V159H83ZM90 160H91V159H90ZM92 160H93V159H92ZM101 160H102V159H101ZM111 160H112V158H111ZM114 160H118V161H119V159H114ZM114 160H113V162H114ZM120 160H121V159H120ZM124 160H125V159H124ZM166 160H167V159H166ZM181 160H182V159H181ZM240 160H241V159H240ZM261 160H262V159H261ZM79 161H80V160H79ZM105 161H106V160H105ZM92 162H93V161H92ZM94 162H96V161H94ZM121 162H122V161H121ZM165 162H166V161H165ZM188 162H189V161H188ZM190 162H191V161H190ZM206 162H207V160H206ZM85 163H88V162L85 161ZM90 163H91V162H90ZM125 163H128V162H125ZM193 163H194V162H193ZM200 163H201V162H200ZM202 163H203V162H202ZM207 163H208V162H207ZM207 163H206V164H207ZM209 163H210V162H209ZM114 164H116V163H114ZM114 164H113V165H114ZM123 164H124V163H123ZM133 164H134V163H133ZM210 164H212V163H210ZM238 164H239V163H238ZM80 165H81V163H80ZM90 165H91V164H90ZM121 165H122V164H121ZM128 165H130V164H128ZM131 165H132V164H131ZM147 165H148V164H147ZM178 165H179V164H178ZM207 165H208V164H207ZM213 165H214V164H213ZM81 166H82V165H81ZM84 166H85V165H84ZM84 166H83V167H84ZM88 166H89V165H88ZM100 166H101V165H100ZM104 166H105V165H104ZM119 166H120V165H119ZM126 166H127V165H126ZM133 166H134V165H133ZM174 166H175V165H174ZM210 166H211V165H210ZM220 166H221V165H220ZM240 166H241V163H240ZM240 166H239V167H240ZM130 167H131V166H130ZM211 167H213V166H211ZM84 168H85V167H84ZM116 168H117V167H116ZM128 168H129V167H128ZM131 168H132V167H131ZM133 168H134V167H133ZM137 168H139V167H137ZM164 168H165V167H163V169H164ZM167 168H168V167H167ZM90 169H91V167H90ZM135 169H136V168H135ZM193 169H194V168H193ZM239 169H240V168H239ZM242 169H243V168H242ZM242 169H241V170H242ZM85 170H86V169H85ZM117 170H118V169H117ZM141 170H143V169H141ZM161 170H162V169H161ZM168 170H169V169H168ZM173 170H174V169H173ZM191 170H192V169H191ZM81 171H82V170H81ZM130 171H132V170H130ZM136 171H137V170H136ZM164 171H165V170H164ZM207 171H208V169H207ZM222 171H224V170H222ZM236 171H237V170H236ZM87 172H88V171H87ZM101 172H102V171H101ZM139 172H140V171H139ZM139 172H138V174H139ZM194 172H195V171H194ZM140 173H141V172H140ZM208 173H209V172H208ZM237 173H238V171H237ZM150 174H151V173H150ZM220 174H221V173H220ZM245 174H246V173H245ZM221 175H222V174H221ZM85 176H86V175H85ZM141 176H142V175H141ZM141 176H140V177H141ZM198 176H199V175H198ZM210 178H211V176H210ZM212 178H213V177H212ZM225 178H226V177H225ZM245 178H246V177H245ZM131 179H132V178H131ZM139 179H140V178H139ZM141 179H142V178H141ZM213 179H214V178H213ZM216 179H217V178H216ZM91 180H92V179H91ZM228 180H229V179H228ZM245 180H246V179H245ZM134 181H135V180H134ZM225 181H226V180H225ZM236 181H237V179H236ZM132 182H133V180H132ZM139 182H141V181H139ZM139 182H138V183H139ZM234 183H235V182H234ZM238 183H239V182H238ZM133 184H134V182H133ZM133 184H132V185H133ZM135 184H137V182H136ZM142 184H144V183H142ZM227 184H229V183H227ZM239 184H240V183H239ZM132 185H131V186H132ZM137 185H141V184H137ZM84 186H85V183H84ZM237 186H238V185H237ZM143 187H144V185H143ZM233 187H234V186H233ZM138 188H139V187H138ZM106 189H107V188H105L104 190H106ZM234 189H235V188H234ZM242 189H243V188H242ZM130 190H131V188H130ZM244 190H245V189H244ZM132 191H133V190H132ZM241 191H243V190H241ZM263 191H264V190H263ZM236 192H237V191H236ZM245 195H246V194H245ZM235 196H236V195H235ZM249 199H250V198H249ZM244 200H245V199H244ZM252 201H253V200H252ZM241 202H242V201H241ZM249 202H250V201H249ZM234 204H235V203H233V205H234ZM229 205H230V204H229ZM249 205H250V203H249ZM194 206H195V205H194ZM240 206H241V205H240ZM241 208H242V207H241ZM257 208H258V206H257ZM247 210H248V208H247ZM241 212H243V211H241ZM250 213H251V212H250ZM245 214H246V213H245ZM249 215H251V214H249ZM263 215H264V214H263ZM251 217H252V216H251ZM258 217H259V216H258ZM254 218H255V217H254ZM105 220H106V219H105ZM241 220H243V219H241ZM111 221H112V220H111ZM239 221H240V220H239ZM244 221H245V219H244ZM230 222H231V221H230ZM246 222H247V221H246ZM257 222H258V221H257ZM112 223L114 224V222H112ZM235 224L237 225L238 223H235ZM242 224H243V222H242ZM247 224H248V223H247ZM250 224H251V223H250ZM252 224H253V223H252ZM258 224H259V223H258ZM248 225H249V224H248ZM106 226H107V225H106ZM230 226H231V224H230ZM238 226H239V225H238ZM253 226H254V225H253ZM241 227H242V225H241ZM257 227H258V226H257ZM259 227H260V224H259ZM259 227H258V228H259ZM232 228H233V227H232ZM233 229H234V228H233ZM236 229H237V227H236ZM254 229H255V228H254ZM234 230H235V229H234ZM243 230H244V229H243ZM246 230H247V228H246ZM235 231H236V230H235ZM250 232H251V231H250ZM253 232H254V231H253ZM263 232H264V230H263ZM263 232H262V233H263ZM241 233H242V232H241ZM243 233H244V232H243ZM254 233H255V232H254ZM254 233H253V234H254ZM227 234H228V232H227ZM237 234H238V233H237ZM256 234H257V232H256ZM249 235H250V234H249ZM233 236H234V235H233ZM233 236H232V237H233ZM242 236H243V235H242ZM250 236H251V235H250ZM252 236H253V235H252ZM254 236H255V235H254ZM259 236H260V235H259ZM227 237H228V236H227ZM257 237H258V236H257ZM220 238H221V237H220ZM240 238H241V237H240ZM251 238H252V237H251ZM253 238H256V237H253ZM259 238H260V237H259ZM231 239H232V238H231ZM261 239H262V238H261ZM245 240H246V239H245ZM248 240H249V239H248ZM253 240L256 241V239H253ZM228 241H230V240H228ZM259 241H260V240H259ZM243 242H244V241H243ZM246 242H248V241H246ZM239 243H241V242H239ZM252 243H253V242H252ZM257 243H258V242H257ZM231 244H232V243H231ZM243 244H245V243H243ZM248 244H249V243H248ZM250 244H251V243H250ZM232 245H233V244H232ZM253 245H255V244H253ZM234 247H235V246H234ZM234 247H233V248H234ZM237 248H238V247H237ZM231 249H232V248H231ZM238 249H239V248H238ZM255 249H256V248H255ZM229 250H230V249H229ZM240 250H241V249H240ZM243 250H244V249H243ZM244 251H245V250H244ZM229 252H230V251H229ZM247 252H248V251H247ZM254 252H255V251H254ZM245 253H246V252H245ZM241 254H242V251H241ZM243 254H244V253H243ZM247 254H248V253H247ZM252 254H253V253H251V255H252ZM259 254H260V253H259ZM254 255H255V254H254ZM257 255H258V254H257ZM227 256H228V255H227ZM227 256H226V258H227ZM243 256H244V255H243ZM232 257H233V256H232ZM232 257H231V258H232ZM255 257H256V256H255ZM258 257H259V256H258ZM261 257H262V256H260V258H261ZM239 258H240V257H239ZM243 258H244V257H242V259H243ZM250 258H252V256H250ZM234 259H235V257H234ZM240 259H241V258H240ZM243 260H244V259H243ZM255 260H256V259H254V262H255ZM259 260H260V259L258 258V262H260ZM261 260H262V258H261ZM252 261H253V260H252ZM252 261H251V262H252ZM262 261H263V260H262ZM229 262H230V260H229ZM232 262H233V261H232ZM240 262H241V260H240ZM220 263H221V262H220ZM233 263H234V262H233ZM218 264H219V263H218ZM223 264H224V263H223ZM228 264H229V263H228ZM230 264H231V262H230ZM235 264H236V263H235ZM240 264H241V263H240Z\"/></svg>", "mask_w": 264, "mask_h": 264}]
</instances>
